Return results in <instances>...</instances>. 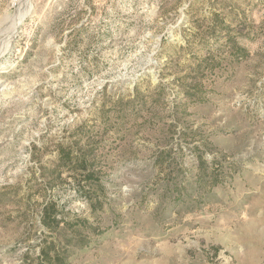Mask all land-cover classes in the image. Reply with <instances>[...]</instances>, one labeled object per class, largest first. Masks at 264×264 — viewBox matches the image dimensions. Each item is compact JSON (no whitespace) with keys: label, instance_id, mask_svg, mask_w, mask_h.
Returning <instances> with one entry per match:
<instances>
[{"label":"rangeland","instance_id":"rangeland-1","mask_svg":"<svg viewBox=\"0 0 264 264\" xmlns=\"http://www.w3.org/2000/svg\"><path fill=\"white\" fill-rule=\"evenodd\" d=\"M43 252L264 264V0H0V264Z\"/></svg>","mask_w":264,"mask_h":264},{"label":"trees","instance_id":"trees-1","mask_svg":"<svg viewBox=\"0 0 264 264\" xmlns=\"http://www.w3.org/2000/svg\"><path fill=\"white\" fill-rule=\"evenodd\" d=\"M73 157H76V156H73ZM73 157H69V155H68V153H66L65 151H64V149H61L60 151H59V164L60 165H62V164H78L79 163V161L77 160V159H74ZM73 159L75 160V162L73 161ZM80 166H82L83 167V163L81 162L80 163ZM84 168V167H83ZM91 176H89V175H87L86 176V179L89 181V180H91ZM54 206L51 204V205H46L45 207H44V210H43V217H42V219L44 220V223L46 224V225H52V224H54V225H57V220L55 219V214H54ZM49 255H48V253H46V252H43V259H44V261L46 262V263H48V264H53V263H51V262H53V257H52V260H50V257H48Z\"/></svg>","mask_w":264,"mask_h":264}]
</instances>
